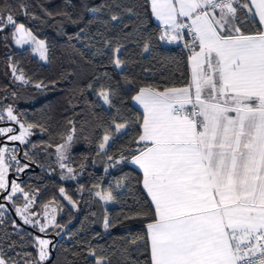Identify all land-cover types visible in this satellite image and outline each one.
Listing matches in <instances>:
<instances>
[{"label":"trees","instance_id":"1","mask_svg":"<svg viewBox=\"0 0 264 264\" xmlns=\"http://www.w3.org/2000/svg\"><path fill=\"white\" fill-rule=\"evenodd\" d=\"M90 8L99 10L93 13ZM0 10L11 12L47 48V64H43L30 48L15 46L12 25L0 24V128L15 130L0 134V143L20 135V124L25 128L36 125L23 142L18 141L22 144L20 158L19 147L3 144L0 148L9 150L4 153L9 174L21 177L16 161L21 167L25 160L38 167V172L30 171L15 183L34 197L28 212H35L41 225L45 219L40 214L49 207L54 208L59 225L41 232L18 216L16 208L25 204L20 192L12 201L2 198L0 256L8 264L47 263L50 251L43 262L38 260L37 238H45L31 228L58 238L51 264H96L98 257L104 258L103 264H151L147 223L155 217L143 188V173L130 160L112 166L107 154L119 159L121 153L128 156L129 149L138 147L135 141L141 133L143 112L133 105L132 97L139 88L189 83L188 51L168 47L159 39L162 28L153 18L149 0H0ZM113 15L119 19L112 21ZM238 17L237 24L246 34L259 27L245 10ZM146 44L148 52L144 51ZM116 47H120L116 54L122 61L120 69L114 64ZM21 75L27 83L17 78ZM38 83L41 88L35 86ZM102 90L109 93L110 105L103 104ZM9 108L18 124L9 118ZM116 123H127V130L118 134ZM106 133L113 139L102 156L98 148ZM68 135L73 140L67 152L61 150L65 154L61 160L57 148ZM13 154L16 160L10 159ZM61 163L66 167L61 168ZM69 167L73 169L70 174ZM98 191L112 193L111 207L105 208L95 197Z\"/></svg>","mask_w":264,"mask_h":264},{"label":"snow or ice","instance_id":"2","mask_svg":"<svg viewBox=\"0 0 264 264\" xmlns=\"http://www.w3.org/2000/svg\"><path fill=\"white\" fill-rule=\"evenodd\" d=\"M150 3L152 14L163 25L161 41L178 43L184 40L185 30L192 34L191 42L184 43L191 53L190 81L182 87L139 88L132 97L143 108L141 133L135 141L138 147L129 149L128 156L121 153L119 159L106 154L112 166L130 160L143 172V188L155 217L147 223L151 264H264V0ZM89 10L95 13L99 9ZM241 10L258 16L259 27L254 33L246 34L237 25ZM68 20L73 22L71 17ZM0 24L14 27L18 44L30 38L45 58V42L37 40L11 12L0 10ZM144 51H149L147 44ZM119 52L120 47H116L117 67L122 65L116 55ZM17 78L28 82L23 75ZM100 95L105 104H111L108 92L102 90ZM8 116L16 120L11 108ZM20 127L24 131L10 140L23 142L36 125ZM127 127V123H116L115 131ZM12 131L0 128V134ZM112 139L106 133L99 149H107ZM72 140L68 135L58 146L61 160L65 159L61 150ZM7 151L0 148V189L9 193L8 201L18 191L22 194L25 204L16 212L24 223L31 224L32 214L24 213L32 207L34 197L14 181L11 185L6 182ZM10 159L16 160V156ZM16 163L17 172L27 167ZM60 166L66 167L63 163ZM72 171L69 167L68 172ZM60 192L63 195L64 189ZM96 195L105 202L115 199L111 192ZM3 207L0 204V215ZM103 224L105 229L110 226L107 218ZM48 226L59 227L53 217L39 230L44 232ZM50 243L37 238L39 262L48 257ZM103 260L98 257L96 264H103ZM0 264H8L3 256Z\"/></svg>","mask_w":264,"mask_h":264},{"label":"rangeland","instance_id":"3","mask_svg":"<svg viewBox=\"0 0 264 264\" xmlns=\"http://www.w3.org/2000/svg\"><path fill=\"white\" fill-rule=\"evenodd\" d=\"M14 37H15V46L17 47V48H19V49H25V48H30L31 50H32V54L36 57V58H38V60L41 62V63H43V64H47V51L45 52V58L44 59H42L41 58V54H40V52L39 51H37L36 50V45L33 43V42H31V40H30V38L27 40V42H22V43H20V44H18V43H16V40L19 38V36L18 35H14ZM38 40V39H37ZM117 67V66H116ZM117 68H121V66L120 67H117ZM102 101H103V104L106 106V104L104 103V99H103V97H102ZM17 120V119H16ZM16 120H13V122H14V124H18V123H16ZM11 129H13V131L12 132H8V133H5L6 135H8V134H12V133H14V128H11ZM21 129V128H20ZM127 130V128H125V129H123V130H121L120 131V133L122 134V133H124L125 131ZM22 131H24L23 129H22ZM21 131V132H22ZM118 134H119V132H118ZM27 135H28V132L25 134V136H24V138H23V141L26 139V137H27ZM9 141H13V140H10L9 139ZM111 141L112 140H110L109 141V144L111 143ZM21 142V141H20ZM63 150H65V149H63ZM67 150H68V148L66 149V152H67ZM98 150H99V153L103 156V154H105V152H106V150L107 149H105L104 151H101L99 148H98ZM60 155V154H59ZM109 163V161L107 160L106 161V169L108 170L109 168H110V164H108ZM11 174V173H10ZM9 174V170L7 169V171H6V173H5V179H6V182L8 183V176L10 175ZM70 174V173H69ZM6 191H4L3 189H0V197H1V195L3 194V193H5ZM19 192V191H18ZM17 192V193H18ZM98 192H100V191H98ZM101 193V192H100ZM102 194V193H101ZM95 197H97L100 201H101V203H102V205L105 207V208H109V207H111L112 206V204H113V201H109V202H105L104 200H102L99 196H97L96 195V193H95ZM45 212H47V217L45 216V213H43V215L42 214H40L41 216H43L44 217V219H45V223L44 224H47V221H48V219H51V218H53L54 217V213H55V210H54V208L53 207H49V208H47V210L45 211ZM32 214L31 216H30V219L32 220V223L30 224V225H32V226H34V227H36V228H38V229H40V225H41V221H39V223H37V219H38V217L37 218H35V216H37V214L35 213V212H32V211H30V212H28L26 215H29V214ZM22 220H23V218L20 216V215H18ZM49 227V226H48ZM47 227V228H48ZM46 228V229H47ZM48 251H49V245H48V249H47ZM49 253V252H48ZM49 256V255H48Z\"/></svg>","mask_w":264,"mask_h":264},{"label":"water","instance_id":"4","mask_svg":"<svg viewBox=\"0 0 264 264\" xmlns=\"http://www.w3.org/2000/svg\"><path fill=\"white\" fill-rule=\"evenodd\" d=\"M17 133H18V129L16 130V134H17ZM3 144H5V145H9V146H17V147H19V148H20L19 156L21 155V153H22V149H21V144H20L19 142L11 143V142H7V141H5V142H3V143H0V147H1ZM28 165L31 167V170H26V171H24V172L22 173V177L19 178V179L16 178L15 174H10V175L8 176V184L11 185V183L13 182L14 179H15L16 181H18V182H19V181H23L24 178H25V174H26V172H30V171H32V172H38V167H37L36 165H33V164H28ZM8 194H9L8 192H5L3 195H1V197H0V203H2V198L6 197ZM4 203H5V205L8 207V209L10 210L11 214H12L13 217L16 219V221L18 222V224L21 225V226H23V227H25V226L19 221L18 217L16 216L15 212L13 211V209L11 208V206L9 205V203H7V202H4ZM58 212H59V211H58ZM58 214H59V213H58ZM28 229H29V230H32L35 234H37V235H39V236H41V237H44V238H46V239H47V238L53 239L52 243H51L50 246H49V251H50V253H51V259H50L49 261H47V263H45V264H51V262H52L53 259L55 258V252H54V250H53V247H54V245L56 244L58 238H57L56 236H44V235H42V234H40V233L34 231V230L31 229V228H28Z\"/></svg>","mask_w":264,"mask_h":264},{"label":"crops","instance_id":"5","mask_svg":"<svg viewBox=\"0 0 264 264\" xmlns=\"http://www.w3.org/2000/svg\"><path fill=\"white\" fill-rule=\"evenodd\" d=\"M149 2H150V0H149ZM150 5H151V3H150ZM249 17H251V18H253V19H256L257 21H258V16H253L251 13H248L247 14ZM153 18H154V20H155V22L162 28V31H163V25L161 24V22L160 21H158L156 18H155V16L153 15ZM183 19V18H182ZM185 22H188V21H185ZM236 23H237V21H236ZM238 25V24H237ZM185 32H186V35H185V37H184V40H182V41H180V42H178V43H167L166 41H163L164 42V44L166 45V46H168V47H171V48H178L179 46H181V47H183L185 50H187L188 51V53H189V56H190V50H189V48H187V47H185L184 46V43H185V41H187V42H191V39H192V34L191 33H187V30H185ZM189 67H190V61H189ZM190 72H191V69H190ZM133 105L135 106V107H137L138 109H140L142 112H143V108L139 105V104H136L134 101H133ZM110 145V144H109ZM133 165V164H132ZM135 168H137L138 170H140L141 172H142V170L138 167V166H136V165H133ZM143 173V172H142Z\"/></svg>","mask_w":264,"mask_h":264},{"label":"flooded vegetation","instance_id":"6","mask_svg":"<svg viewBox=\"0 0 264 264\" xmlns=\"http://www.w3.org/2000/svg\"><path fill=\"white\" fill-rule=\"evenodd\" d=\"M8 135H10V134H8ZM8 142H18V141H9V140H7ZM22 145V144H21ZM15 148H17V146H14ZM21 156V155H20ZM20 156H19V158H20ZM24 161V160H23ZM22 161V162H23ZM24 165H27V167L26 168H24V170L23 171H21L20 172V174H21V177H22V173L24 172V171H26V170H31V167L28 165V164H32L31 163V161H28V160H25L24 162ZM26 173H30V172H26ZM11 174H13V173H11ZM15 174V173H14ZM26 175V174H25ZM15 176H16V178H21V177H19V176H17L16 174H15ZM14 182H18V181H16L15 179H14ZM45 235H47V234H45ZM50 236H55L54 234H49ZM46 239V238H45ZM47 240H49L51 243H52V241H53V239H50V238H47ZM50 243V244H51ZM50 244H49V246H50Z\"/></svg>","mask_w":264,"mask_h":264},{"label":"built area","instance_id":"7","mask_svg":"<svg viewBox=\"0 0 264 264\" xmlns=\"http://www.w3.org/2000/svg\"><path fill=\"white\" fill-rule=\"evenodd\" d=\"M174 49H177V48H174Z\"/></svg>","mask_w":264,"mask_h":264}]
</instances>
